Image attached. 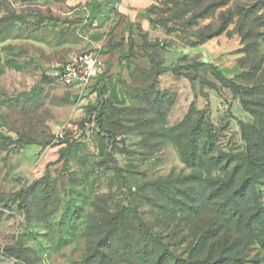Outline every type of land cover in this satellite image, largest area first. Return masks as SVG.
Instances as JSON below:
<instances>
[{
	"label": "rangeland",
	"instance_id": "1",
	"mask_svg": "<svg viewBox=\"0 0 264 264\" xmlns=\"http://www.w3.org/2000/svg\"><path fill=\"white\" fill-rule=\"evenodd\" d=\"M46 1L0 0V264H153L158 242L167 264H264V103H241L251 69L264 86V0H159L137 52L161 75L105 110L57 80ZM71 118L84 139L51 146Z\"/></svg>",
	"mask_w": 264,
	"mask_h": 264
},
{
	"label": "crops",
	"instance_id": "2",
	"mask_svg": "<svg viewBox=\"0 0 264 264\" xmlns=\"http://www.w3.org/2000/svg\"><path fill=\"white\" fill-rule=\"evenodd\" d=\"M158 1L47 0V6L56 12L59 31L65 33L53 48L60 64L74 54L97 52L102 66L93 84L101 81L103 99L126 106V89L134 83L132 74L149 69L146 56L137 48L140 34L151 37L155 33L146 12ZM86 97L81 101L95 102L96 93Z\"/></svg>",
	"mask_w": 264,
	"mask_h": 264
},
{
	"label": "trees",
	"instance_id": "3",
	"mask_svg": "<svg viewBox=\"0 0 264 264\" xmlns=\"http://www.w3.org/2000/svg\"><path fill=\"white\" fill-rule=\"evenodd\" d=\"M163 1V0H161ZM224 3H210L209 5H207L202 11L200 14H196L193 16V20L189 22V24H191L190 26H194L196 23H194V20H201L203 18H205L206 16H208L209 14H211L216 8H219L223 5ZM153 9V6L150 7L147 12H146V18L150 24V26L154 29L158 26V24H154V22H152L147 16L149 14V12H151ZM193 22V23H192ZM161 26L163 28H166L167 29V26L165 24H161ZM226 29V24H222V26L216 30L215 32H211L210 35H208L207 37H205V40H210L212 38H215L217 36H219L220 34H222ZM147 35L146 34H140L139 35V38H140V41L142 42L143 44V40H146L147 38ZM201 40H204V38H200ZM145 42V41H144ZM147 60H148V64H149V69L147 71H143L144 73H146L147 75L149 76H153V77H156L158 78V76L161 75L160 71L157 70V67L155 66L154 62L152 61V59H149V57L147 55H145ZM260 71V70H259ZM256 72H258V70H254V69H251L250 72L248 73V77H249V82L251 84H249L248 86L245 87V94L243 95L244 96V99L241 101L242 103V107L243 109L249 113L250 115H252L253 117H255L257 120H259V115H258V112L253 109L254 107H257L259 106L261 103H264V97H259V90L263 89L264 91V86H259L258 84H255L253 83V79L254 77L256 76ZM133 76V74H132ZM94 82V81H93ZM103 89H104V85L102 84L101 81H97L95 84L92 83V85L89 87V92L85 95V97L91 93H96V103L98 104V101H101V108L102 109H108V108H112V109H122L124 108L125 106H122V107H119V106H116L114 105L112 102L108 101V100H105L103 99ZM72 91V90H71ZM74 93V92H73ZM264 94V93H263ZM74 95L77 97V95L74 93ZM160 95L159 94H156V98H158ZM264 96V95H263ZM84 97V98H85ZM246 98H249V99H252V101L254 102H249L247 101ZM99 115L101 116V113H99ZM261 122V121H260ZM99 123V122H98ZM259 125L261 126V123H259ZM262 126H263V122H262ZM64 142H67V143H74V142H77V141H69V140H65ZM189 155L186 154L184 155V162L187 163V158H190L192 156V154H194L195 152V145L193 144V139L192 137H190V140H189ZM119 218V215L117 216ZM115 221V220H114ZM262 222H264L262 220ZM148 237V235H147ZM154 239V237H149L146 239L147 242H151L152 240ZM157 241V240H156ZM158 242V241H157ZM159 244V248H160V251H159V254L155 257L154 259V262L153 264H167L168 263V260L170 259V257H172V253L171 251H169L167 248L164 247V245L160 242H158ZM260 244H262V246H264V226L262 228V231H261V241H260ZM174 264H178V263H174Z\"/></svg>",
	"mask_w": 264,
	"mask_h": 264
},
{
	"label": "built area",
	"instance_id": "4",
	"mask_svg": "<svg viewBox=\"0 0 264 264\" xmlns=\"http://www.w3.org/2000/svg\"><path fill=\"white\" fill-rule=\"evenodd\" d=\"M101 66L99 54L95 51L74 54L60 66L57 80L64 88L72 90L77 95V99L81 101L89 92V87L97 77ZM84 136L85 130L78 127L71 118L58 129L50 145H60L65 140L81 141Z\"/></svg>",
	"mask_w": 264,
	"mask_h": 264
}]
</instances>
